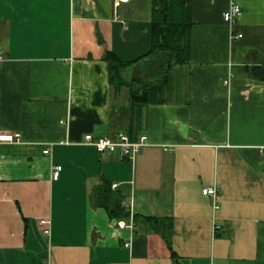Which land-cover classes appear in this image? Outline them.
Here are the masks:
<instances>
[{
	"label": "crops",
	"instance_id": "1",
	"mask_svg": "<svg viewBox=\"0 0 264 264\" xmlns=\"http://www.w3.org/2000/svg\"><path fill=\"white\" fill-rule=\"evenodd\" d=\"M155 4L0 0V133L21 135L0 142V264H264V80L246 69L264 66V0H187L190 61L146 103L132 94L144 90ZM109 53L137 63L130 85L110 83ZM87 134L148 143L131 160ZM104 182L133 228L96 195ZM213 186L217 210L203 194Z\"/></svg>",
	"mask_w": 264,
	"mask_h": 264
},
{
	"label": "trees",
	"instance_id": "2",
	"mask_svg": "<svg viewBox=\"0 0 264 264\" xmlns=\"http://www.w3.org/2000/svg\"><path fill=\"white\" fill-rule=\"evenodd\" d=\"M187 0H156L152 20V49L142 58L144 72V90L141 94L133 92V100L146 103H158L164 87L169 81V72L176 65L186 64L191 58V22L190 7ZM110 83L119 89L130 85L127 72L136 62H124L115 54L106 55ZM260 80H264V66L253 65L246 68ZM107 182L101 184L96 195L103 202L111 218L126 219L130 211L122 205L124 198L112 189ZM138 217H134L136 224ZM163 220L145 219L151 226L157 227ZM158 229V227H157Z\"/></svg>",
	"mask_w": 264,
	"mask_h": 264
},
{
	"label": "built area",
	"instance_id": "3",
	"mask_svg": "<svg viewBox=\"0 0 264 264\" xmlns=\"http://www.w3.org/2000/svg\"><path fill=\"white\" fill-rule=\"evenodd\" d=\"M241 15V7L237 2H232L224 13V20L227 23L234 24ZM236 38L242 37V34L234 35ZM4 61V56L0 51V62ZM229 83V82H227ZM21 141V135L15 132H3L0 133V142H19ZM84 142L86 144L95 146V148L99 152H115L120 151L124 157H128L133 160L136 154L140 151V149L148 143L147 136H141L137 141H131L127 135L121 134L117 138H95L92 134H87L84 137ZM44 155L50 156L52 153V146L47 147L43 151ZM63 167L61 165L53 166L51 170V179L58 180L60 178V174ZM117 184L113 185V188H116ZM203 194L210 196L213 199L214 210L219 209V205L217 204L218 197V187L213 186L211 188H206L203 190ZM123 206L127 207V203L123 202ZM41 224L46 226L44 229V235L50 236L51 234V221L50 220H42ZM118 226L120 228L131 227L133 228V224H128L125 220H118ZM129 246V243L125 244Z\"/></svg>",
	"mask_w": 264,
	"mask_h": 264
}]
</instances>
